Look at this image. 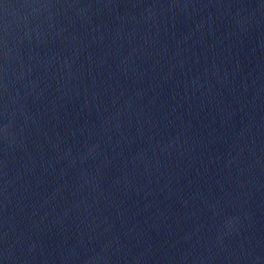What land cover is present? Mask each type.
Returning <instances> with one entry per match:
<instances>
[{
  "label": "water",
  "instance_id": "water-1",
  "mask_svg": "<svg viewBox=\"0 0 264 264\" xmlns=\"http://www.w3.org/2000/svg\"><path fill=\"white\" fill-rule=\"evenodd\" d=\"M0 264H264V0H0Z\"/></svg>",
  "mask_w": 264,
  "mask_h": 264
}]
</instances>
